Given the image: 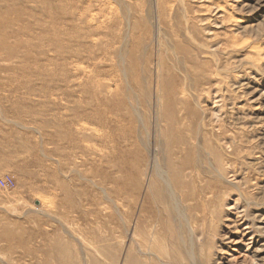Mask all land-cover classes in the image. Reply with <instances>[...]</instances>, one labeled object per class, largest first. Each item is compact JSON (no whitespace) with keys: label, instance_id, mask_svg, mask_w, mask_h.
<instances>
[{"label":"rangeland","instance_id":"1","mask_svg":"<svg viewBox=\"0 0 264 264\" xmlns=\"http://www.w3.org/2000/svg\"><path fill=\"white\" fill-rule=\"evenodd\" d=\"M0 264H264V0H0Z\"/></svg>","mask_w":264,"mask_h":264},{"label":"built area","instance_id":"2","mask_svg":"<svg viewBox=\"0 0 264 264\" xmlns=\"http://www.w3.org/2000/svg\"><path fill=\"white\" fill-rule=\"evenodd\" d=\"M14 179L10 175H6L0 178V186L3 188L10 189L14 187Z\"/></svg>","mask_w":264,"mask_h":264}]
</instances>
